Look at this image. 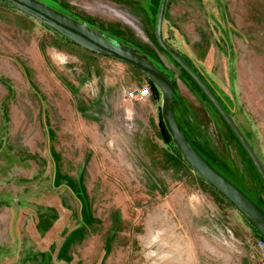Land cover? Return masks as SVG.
<instances>
[{
	"label": "rangeland",
	"instance_id": "obj_1",
	"mask_svg": "<svg viewBox=\"0 0 264 264\" xmlns=\"http://www.w3.org/2000/svg\"><path fill=\"white\" fill-rule=\"evenodd\" d=\"M39 1L164 71L187 138L264 210L244 149L156 40L160 0ZM161 32L264 169V0H166ZM161 105L133 66L0 1V264H263L259 233L163 135Z\"/></svg>",
	"mask_w": 264,
	"mask_h": 264
},
{
	"label": "water",
	"instance_id": "obj_2",
	"mask_svg": "<svg viewBox=\"0 0 264 264\" xmlns=\"http://www.w3.org/2000/svg\"><path fill=\"white\" fill-rule=\"evenodd\" d=\"M0 1L41 22L77 46L129 64L145 75L162 93V119L174 145L183 159L200 178L229 201L245 220L264 238V210L209 164L180 127L174 112V84L164 71L129 48L119 45L84 23L39 0ZM165 2L166 0H160L156 16L155 37L158 44L188 73L202 90L237 138L264 184V169L232 117L227 113L219 100L193 68L162 40L161 29Z\"/></svg>",
	"mask_w": 264,
	"mask_h": 264
},
{
	"label": "built area",
	"instance_id": "obj_3",
	"mask_svg": "<svg viewBox=\"0 0 264 264\" xmlns=\"http://www.w3.org/2000/svg\"><path fill=\"white\" fill-rule=\"evenodd\" d=\"M144 94H145L144 92L138 94H134V92H131L129 93V96L137 100V99H142ZM256 249L261 262L264 264V241L261 238L256 243Z\"/></svg>",
	"mask_w": 264,
	"mask_h": 264
},
{
	"label": "trees",
	"instance_id": "obj_4",
	"mask_svg": "<svg viewBox=\"0 0 264 264\" xmlns=\"http://www.w3.org/2000/svg\"><path fill=\"white\" fill-rule=\"evenodd\" d=\"M163 20V19H162ZM167 45V44H166ZM168 46V45H167ZM169 47V46H168ZM149 82L152 84V82L149 80ZM207 98V97H206ZM208 99V98H207ZM161 131L163 133V135L166 137L167 140H170L171 139V136L170 134L168 133V131L166 130V128L164 127V125L162 124V128H161ZM233 133V132H232ZM235 136V135H234ZM176 151V153L180 156L181 154L178 152V150L175 148L174 149ZM257 172V171H256ZM258 174V173H257ZM259 176V175H258ZM264 185V184H263ZM259 237L264 241V238L258 234Z\"/></svg>",
	"mask_w": 264,
	"mask_h": 264
}]
</instances>
